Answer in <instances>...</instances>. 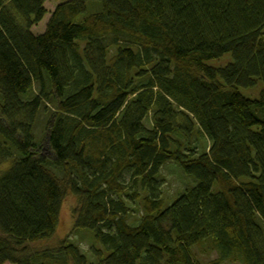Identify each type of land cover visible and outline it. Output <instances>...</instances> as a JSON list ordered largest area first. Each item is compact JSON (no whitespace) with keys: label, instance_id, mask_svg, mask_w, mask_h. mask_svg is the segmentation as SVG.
<instances>
[{"label":"trees","instance_id":"obj_1","mask_svg":"<svg viewBox=\"0 0 264 264\" xmlns=\"http://www.w3.org/2000/svg\"><path fill=\"white\" fill-rule=\"evenodd\" d=\"M46 2L0 0V166L13 162L0 264H88L74 245L64 260L30 246L55 235L69 190L75 228L101 245L92 264H152V246L156 264H201L194 248L216 253L209 264H264V91L240 90L264 82V0H68L51 14ZM169 162L196 184L181 226L163 196Z\"/></svg>","mask_w":264,"mask_h":264},{"label":"rangeland","instance_id":"obj_2","mask_svg":"<svg viewBox=\"0 0 264 264\" xmlns=\"http://www.w3.org/2000/svg\"><path fill=\"white\" fill-rule=\"evenodd\" d=\"M68 0H47L46 7L50 14L54 11L55 7L61 3ZM93 3H90L89 11H93ZM50 14L48 13L44 19L34 27L35 32H40L45 30L46 24L49 21ZM233 61V56L231 53L225 54L223 57L215 60H210L207 63L218 67L225 66L226 64ZM244 96L248 98H259L262 91H264V82L259 81L258 84L250 89H240ZM40 112V119L35 124L34 133H36L37 142H40L41 139L45 136L46 123L50 117L49 104L44 106ZM146 125L151 126L150 120L146 121ZM201 150L209 145L207 138H201ZM47 160L46 167L52 170L59 178L63 179L65 173L52 163L51 155L49 152H46ZM13 162L8 161L0 166V172L7 171ZM161 178L163 179V196L165 198V203L169 206V212L174 216V221L176 224L180 225L178 218V210L180 208L188 205V200L186 197L187 190L193 188L196 184L195 182L185 176L180 166L174 162H169L164 165L162 169ZM78 206V198L70 190L66 193L62 208L60 211L59 224L55 235L48 239L39 242L30 243V246L35 249V251L44 252L45 255H50L52 258L64 260V254L61 251L62 247L66 245L76 246L80 253L84 255L87 259L88 264L95 263L97 261L96 249L101 248V245L95 241L94 236L91 231L85 229H76L75 228V214L74 211ZM130 207L129 219L128 222L132 225L138 223L139 218L142 213L140 208L131 205L128 202ZM181 226V225H180ZM180 228V227H179ZM0 236L1 233H0ZM3 237V236H2ZM192 253L195 258L200 261L201 264H209L210 260L217 258L216 253L205 254L199 251L197 248H194ZM162 258L161 251L152 246L149 253L147 254V259L152 264H156L158 260ZM41 259V255H40ZM10 264V263H6ZM66 264H74L72 260H67ZM228 264V263H227ZM230 264V263H229ZM242 264V263H235Z\"/></svg>","mask_w":264,"mask_h":264}]
</instances>
